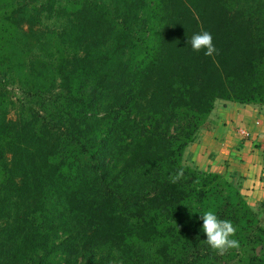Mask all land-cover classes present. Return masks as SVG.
I'll list each match as a JSON object with an SVG mask.
<instances>
[{
	"label": "trees",
	"instance_id": "16d2710c",
	"mask_svg": "<svg viewBox=\"0 0 264 264\" xmlns=\"http://www.w3.org/2000/svg\"><path fill=\"white\" fill-rule=\"evenodd\" d=\"M70 2L0 0V264L202 261L212 195L249 236L236 264H264L241 190L183 163L218 101L264 107V0ZM11 82L55 119L9 118Z\"/></svg>",
	"mask_w": 264,
	"mask_h": 264
},
{
	"label": "rangeland",
	"instance_id": "374dc122",
	"mask_svg": "<svg viewBox=\"0 0 264 264\" xmlns=\"http://www.w3.org/2000/svg\"><path fill=\"white\" fill-rule=\"evenodd\" d=\"M57 3L61 8H69L71 6L70 0H57ZM45 26L52 30L59 29L61 22L51 20L47 21ZM7 91L10 97L9 118L11 119H16L20 116L29 118L34 113H37L43 121L54 120L55 112L62 108L63 102L60 97L56 95V93L43 94L30 92L29 89L22 87L16 82L9 83L7 86ZM247 106L233 102L225 103L224 101H218L216 103L215 110L212 113L211 119L209 118L207 122L200 128L195 142L187 148L183 157L184 165L190 166L192 168H199V148L194 149L192 146L197 143L198 140L202 141L207 139L212 141V139H210L211 137L215 139L214 136L217 134L215 131H217L216 127L218 126H222L223 130H225V136H231V151L233 148L232 146L239 150V148H241L244 144L250 142L246 146L262 153L264 157V107ZM227 132H230L231 135H227ZM222 136L223 135L221 133H218L216 139L219 140L222 138ZM217 156L213 162H215V160L220 161V159H216ZM223 162L224 160L221 161V163ZM231 182L237 189H241V186L237 181L233 180ZM250 189L254 195H257L255 202L250 204V206L255 212L256 216L259 218L261 226L264 228V168L262 176L256 178V180L250 184L248 190L249 192ZM210 198L211 200L207 205V210H212L215 213L218 208V203L214 199L217 197L212 195ZM248 237L245 234V231L237 230L235 236L232 238L239 241V248L230 249L224 254L218 253L210 246L205 247L204 249L201 248V254L202 256L204 255L202 261L198 260L195 262V259L192 256H189L188 258L180 260L176 264H202L203 262H213V264H236L240 259V253H244L243 246L246 243ZM192 251L193 249L191 252ZM257 255L260 258H264V248L258 247Z\"/></svg>",
	"mask_w": 264,
	"mask_h": 264
},
{
	"label": "crops",
	"instance_id": "0c3cea01",
	"mask_svg": "<svg viewBox=\"0 0 264 264\" xmlns=\"http://www.w3.org/2000/svg\"><path fill=\"white\" fill-rule=\"evenodd\" d=\"M211 117L212 115L210 119ZM216 130L215 132H217V134L221 133L223 135L221 139L217 140L216 134L214 136L215 139L212 137L210 138L212 141L207 139L202 141L198 140V142L192 146L194 149L199 148V168L208 172L220 174L230 182L233 180L237 181L241 186L240 190L244 198L249 204H253L257 195H254L251 189L250 192L248 190L250 184L253 183L256 178L262 176L264 168L263 154L255 151V149L248 148L246 145L250 142L244 144L239 150L232 146L233 148L231 151V136H225V130H223L222 126L216 127ZM227 135H231V133L227 132ZM215 155H218L216 159H220V161L215 160V162H213L216 157ZM221 159L224 160L223 163H221Z\"/></svg>",
	"mask_w": 264,
	"mask_h": 264
},
{
	"label": "clouds",
	"instance_id": "9594fccd",
	"mask_svg": "<svg viewBox=\"0 0 264 264\" xmlns=\"http://www.w3.org/2000/svg\"><path fill=\"white\" fill-rule=\"evenodd\" d=\"M191 47L199 52L204 49V55L213 56L218 53V49L213 43V37L208 31H201L194 34L191 38ZM182 171L178 173L175 179H179ZM203 221L202 230L206 234L208 245L220 254H224L230 249L240 247L239 241L232 238L237 231L233 222L226 219H220L212 210L206 211L201 215ZM199 237H197L198 239Z\"/></svg>",
	"mask_w": 264,
	"mask_h": 264
}]
</instances>
